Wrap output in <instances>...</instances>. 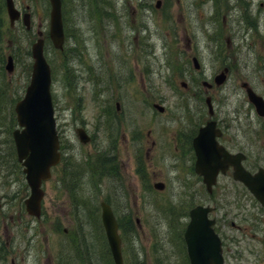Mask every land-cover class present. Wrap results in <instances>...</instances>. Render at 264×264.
Segmentation results:
<instances>
[{
  "label": "rangeland",
  "instance_id": "obj_1",
  "mask_svg": "<svg viewBox=\"0 0 264 264\" xmlns=\"http://www.w3.org/2000/svg\"><path fill=\"white\" fill-rule=\"evenodd\" d=\"M1 2L0 174L11 168L13 161L8 139L9 129L15 126L12 98L22 96L29 81L28 66L32 58L28 50L37 30L45 34L49 27L46 0H14L21 11L29 5L30 32L24 31L21 20L9 26ZM154 2L102 0L104 13L99 19L90 16L89 0L63 1L65 44L72 47L73 69L66 70L61 55L47 42L45 53L54 69L50 91L64 159L51 179L43 184V215L33 226L26 215L14 223L2 222L1 217L14 214L15 207L1 198L11 194L9 183L0 182V264H10L11 258L17 264H84L70 244V238L79 237L80 230L73 212L74 199L59 187L62 182L79 181L83 182L75 200L90 196L98 203L101 197L108 196L114 208L125 213L121 218L122 233L127 238L125 264H184L177 231L169 229L167 209L177 205L180 212L188 209L196 198L185 197L188 191L185 183L189 182L190 190L200 183L188 166L174 163L170 155L161 159L150 153L146 158L141 150L137 152L141 157L136 159L137 153L130 151L120 134L128 138L130 130L136 128L144 134L147 128L157 129L159 122L167 129H175L178 124L186 129L190 128L187 117L203 114L207 118L206 107L191 92L202 79L212 82L223 65H232L227 79L207 92L214 104L213 117L235 118L230 125L237 130L241 145L249 154L247 163L263 165L264 118L257 116L240 82L247 81L264 97V4H260L264 0H227L229 8H222L215 21L211 18L214 4L209 1L192 4L193 0H169L163 9L162 5L155 8ZM246 8L254 21L252 26L239 19ZM221 25L224 28L220 37L210 40L213 31ZM227 39L231 43L225 44ZM250 42L252 47L247 45ZM7 55L13 57L10 73L2 67ZM192 55L199 60L197 70L192 66ZM181 81L188 84L186 89L180 86ZM116 100L120 101L119 112L114 108ZM153 101L163 105V115L152 108ZM78 126L85 127L89 133V143L79 142ZM258 129H262L259 135L250 133ZM112 145L115 147L111 154L116 156L118 167H110L109 162H95L93 170L108 177H93L85 158ZM141 160L145 165L144 179L136 171ZM156 180L165 183L162 191L152 187ZM19 188L26 194L21 180ZM172 212L176 215L177 207ZM183 220L182 213L178 223L173 219L177 230ZM240 248L245 258L242 261L229 258L225 264H264V244L249 236ZM101 250L105 248L99 246L96 250L98 257L103 256ZM96 254L92 258L100 264Z\"/></svg>",
  "mask_w": 264,
  "mask_h": 264
},
{
  "label": "water",
  "instance_id": "obj_2",
  "mask_svg": "<svg viewBox=\"0 0 264 264\" xmlns=\"http://www.w3.org/2000/svg\"><path fill=\"white\" fill-rule=\"evenodd\" d=\"M50 4L49 35L54 46L60 48L63 42L60 0H50ZM6 7L12 24L19 13L14 8L12 0H6ZM28 15V13L23 15V21L27 27H29ZM31 52L34 62L30 84L26 89L24 97L15 106L18 123L24 128L14 130L13 136L19 160L25 157L23 161L25 165L24 170L27 182L31 187V194L26 200V206L30 213L37 214L36 211L42 196L39 185L42 179L48 178L50 165L58 159V143L49 93L50 70L43 56L42 39L39 38L32 44ZM6 66L9 70L12 69L11 58H8ZM195 66H197L196 62ZM223 79L224 74L221 73L216 76L215 81L221 83ZM247 92L249 99L255 104L257 112L264 115V101L250 89H247ZM206 101L209 104V98ZM209 108L211 111L210 104ZM158 109L162 110V107H158ZM212 127V122L208 123L202 129L200 135H204V131L210 130ZM81 137L83 140L86 139L83 134H81ZM206 169L210 170L209 168ZM201 171L205 174V181L208 183L209 175L205 173L203 168ZM244 181L254 195L264 202V169H260L254 175L247 174ZM156 185L157 187H161V184ZM200 210L202 211L200 212ZM202 212H204V209L199 207L191 210V221L184 234L190 264H221V259L218 257V240L209 226L203 224ZM199 218H201V221H199ZM102 219L115 264H122L120 239L116 233V223L109 206L105 203H102Z\"/></svg>",
  "mask_w": 264,
  "mask_h": 264
},
{
  "label": "flooded vegetation",
  "instance_id": "obj_3",
  "mask_svg": "<svg viewBox=\"0 0 264 264\" xmlns=\"http://www.w3.org/2000/svg\"><path fill=\"white\" fill-rule=\"evenodd\" d=\"M206 1L211 4H230L225 0H216L220 3H215L213 0H193L192 4H204ZM217 122V125L222 128V133L217 138L219 143L223 144L230 152L241 151L242 140L238 138L237 130L225 127L226 124L223 120L217 119ZM157 126V129L148 128L144 134L139 133L136 128L130 130V137L127 138L124 134H120V138H122V142L128 143L130 151L137 153L144 150L146 158L150 156V153L157 158H164L166 155L172 154L174 162L183 159V161L191 163L192 152H194L193 136L185 135L179 129H167L160 122ZM245 160L242 163L248 168ZM22 179L23 175L18 167H11L5 173L0 174L2 185H5V182L9 183L11 201L16 200L14 204L16 206L15 213L7 216V219H5V215L2 216L3 223L8 220L14 223L15 220L19 221L23 216L24 192L21 193L19 188V181ZM6 200L8 201V198ZM205 203L212 207L209 216L214 220L213 226L221 238L223 255L225 254L226 257L237 259L242 253L235 252L231 247L239 245L244 240L245 235L255 236L258 231L264 230V205L261 206L251 196L246 186L234 178L231 165L223 171H219ZM250 205L252 211H250ZM28 218L31 217L28 216ZM259 236L262 237L263 235Z\"/></svg>",
  "mask_w": 264,
  "mask_h": 264
},
{
  "label": "trees",
  "instance_id": "obj_4",
  "mask_svg": "<svg viewBox=\"0 0 264 264\" xmlns=\"http://www.w3.org/2000/svg\"><path fill=\"white\" fill-rule=\"evenodd\" d=\"M101 252H103V259H102L103 261H102V263L104 262L103 264H112L110 258L108 260H106L105 257H104L105 252H107V250L106 249H105V251L101 250ZM83 260H84V264H97L96 261L92 258V255L85 256L83 258Z\"/></svg>",
  "mask_w": 264,
  "mask_h": 264
}]
</instances>
